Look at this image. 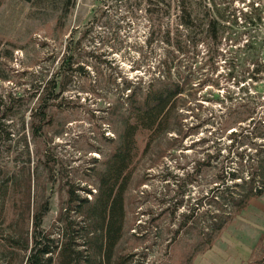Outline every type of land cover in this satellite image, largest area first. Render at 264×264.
<instances>
[{
  "label": "rangeland",
  "instance_id": "rangeland-1",
  "mask_svg": "<svg viewBox=\"0 0 264 264\" xmlns=\"http://www.w3.org/2000/svg\"><path fill=\"white\" fill-rule=\"evenodd\" d=\"M197 3L198 12L202 13L206 3L203 0ZM181 6V0L163 3L156 0H0V100L3 103H8V98L16 93L28 92L22 102V108L28 104L25 115L28 120L35 102L29 90L33 74L42 70L49 77L61 64L63 55L72 50L75 60L83 67L66 82V89L49 107L52 124L42 138L33 140L27 124L22 131L18 116L8 121L16 122L14 136L20 138V144L17 154H14L15 146L9 150L0 148V169L19 178L20 195L25 190L24 178L29 171L30 193L49 196V211L41 224L45 230L49 229L61 201L65 200L66 186L59 179L54 182L48 179L43 166L44 154L56 159L63 177L79 188L91 189L87 183H93V159H103L112 149V142L107 138L116 136L115 125L109 123L108 105L120 96L124 80H135L137 76L143 80L152 78L160 71L159 62L167 58L172 77L184 80L185 84L180 97L184 99L179 108L181 124L184 129L195 127L192 132L197 133L185 136L168 151L174 159L165 155L156 167L146 171L145 159L139 161L125 196L124 234L118 251L132 250L134 264L264 262V194L252 199L208 249L191 259L188 251L200 241L198 229L184 228L173 239L177 220L170 219L157 200L168 197L163 190L165 169L181 178L201 160L205 146L196 143L199 137H207L208 144L222 140L221 153H224L228 151L230 139L225 137L227 134L217 138L216 130L232 127L228 133L239 125L247 126L249 119L244 118L253 107L254 112L264 113V65L258 67L262 72L256 73L253 63L254 58L264 61V0H235L226 7L229 19L217 51L212 48L210 56H207L208 40H204V35L198 34L197 28L189 33L179 24ZM238 10L250 16L246 22ZM226 95L231 101H240L236 103L241 104V109L233 116L224 113L223 104L230 103ZM224 98L227 101L222 104ZM23 133L27 138L29 161L21 145ZM139 140L143 145L145 139ZM161 145L166 148L167 140L163 139ZM247 146L243 143L241 148ZM209 180V173L195 177L176 214L206 195ZM78 192L84 193L82 189ZM10 233L6 224L0 225L1 241Z\"/></svg>",
  "mask_w": 264,
  "mask_h": 264
},
{
  "label": "trees",
  "instance_id": "trees-1",
  "mask_svg": "<svg viewBox=\"0 0 264 264\" xmlns=\"http://www.w3.org/2000/svg\"><path fill=\"white\" fill-rule=\"evenodd\" d=\"M156 1L163 3L165 0ZM203 1L206 4L203 12L199 13L197 0H181L178 22L189 33L197 28V33L204 35V40H208L207 56H210L212 48L217 51L225 22L229 19L230 13L226 14V7L235 0ZM238 11L246 22L250 16L243 10ZM74 56L75 51L69 54L67 51L59 67L49 77L42 70L33 74L29 90L33 92L31 98L35 102L29 110L28 120L25 118L28 104L22 108L24 96L28 92L16 93L13 98H8L6 104L0 100V148L7 147L6 150H9L15 146V151H12L17 154L20 138L14 136L16 122H8L13 116L19 117L22 131L27 124L33 140L42 138L52 124L49 107L66 89V82L71 80L72 75L83 69ZM166 59L159 62L160 71L152 78L143 80L137 76L135 80H124L120 96L108 105L109 123L115 125L113 130L116 136L107 138L112 142V149L103 155V159H93V183H87L92 186L91 189L79 188L63 177L56 159L44 154L43 166L48 172V179L52 182L59 179L66 186L65 200L61 201L58 214L49 229L45 230L41 226L42 218L49 211V196L30 193L29 171L24 178L25 190L20 195L18 187L22 182L19 178L0 169V225L6 224L11 230L7 237L0 240V256L4 257L0 264H134L132 250L125 253L118 251L124 234L125 196L130 189L134 171L141 159H145L144 171L156 167L165 155L174 159L168 151L185 136L197 133L192 132L195 127L193 130L191 127L184 129V124H181L179 108L184 99L180 97L185 84L184 80L172 77ZM253 63L257 67L255 72H262L258 67L264 65V61L254 58ZM226 98L222 104L227 101ZM228 100L229 104H223L224 113L233 116L241 109V104L237 105L239 100ZM254 109H249L244 118L249 119L247 126L239 125L228 133L232 127L218 128L214 133L218 134L217 138L227 134L225 137L230 139L228 151L221 153L222 140L208 144L207 137H199L196 143L205 146L201 160H197L181 178L168 169L162 175L165 181L163 190L168 193V197L162 201L156 199L165 207L166 215L177 220L172 238L184 228L198 229L200 241L188 251L191 252L189 259L208 249L252 199L264 194V113L258 114ZM250 125L253 127L250 128ZM21 138L29 161L25 133ZM140 138L145 139L143 145L140 144ZM163 139L168 144L164 149L161 148ZM243 143L248 146L241 148ZM207 173L210 180L206 195L176 214L191 190L189 185L194 183L195 177ZM34 174L36 183V169ZM80 189L84 193L80 194ZM252 264L264 262L256 260Z\"/></svg>",
  "mask_w": 264,
  "mask_h": 264
}]
</instances>
